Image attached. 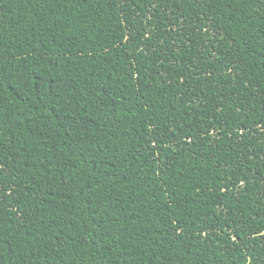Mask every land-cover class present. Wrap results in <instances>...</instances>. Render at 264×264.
Instances as JSON below:
<instances>
[{
	"label": "trees",
	"instance_id": "1",
	"mask_svg": "<svg viewBox=\"0 0 264 264\" xmlns=\"http://www.w3.org/2000/svg\"><path fill=\"white\" fill-rule=\"evenodd\" d=\"M0 264H264V0H0Z\"/></svg>",
	"mask_w": 264,
	"mask_h": 264
}]
</instances>
